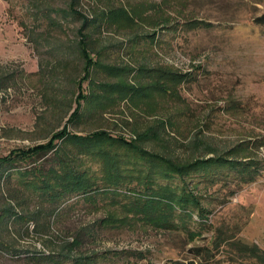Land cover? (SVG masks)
<instances>
[{
  "label": "rangeland",
  "instance_id": "1",
  "mask_svg": "<svg viewBox=\"0 0 264 264\" xmlns=\"http://www.w3.org/2000/svg\"><path fill=\"white\" fill-rule=\"evenodd\" d=\"M49 2L67 8L70 0ZM35 4L0 0V158L47 145L66 126L73 134L107 131L129 143L153 127L159 137L144 143L147 151L190 161L242 145L245 157L262 164L247 183L235 175L204 182L201 174H192L187 179L197 198L193 235L146 222L129 204L125 189L121 196L49 201L23 185L35 175L34 163L23 164L31 175L15 174L0 185V264H75L80 258H89L80 264L257 263L250 249L264 252V26L256 19L264 14V0H82L78 10L89 17L117 8L115 27L104 22L101 29L87 32L100 63L165 72L158 79L147 71L134 77L115 76L108 69L93 74L96 83L121 80L123 88L116 92L63 80L64 73L78 79L84 75L76 53L81 23L67 21L54 30L34 20L39 16ZM189 20L207 26L189 30ZM81 86L90 100L101 95L103 104L87 99L69 126ZM119 153L129 152L121 148ZM53 158L49 153L39 164L47 171ZM85 162L84 169L101 174L99 162ZM98 186H104L102 180ZM9 206L37 221L23 216L7 224L2 210ZM201 211H208V221L199 225L195 221ZM37 252L71 259L36 263L32 257Z\"/></svg>",
  "mask_w": 264,
  "mask_h": 264
},
{
  "label": "trees",
  "instance_id": "2",
  "mask_svg": "<svg viewBox=\"0 0 264 264\" xmlns=\"http://www.w3.org/2000/svg\"><path fill=\"white\" fill-rule=\"evenodd\" d=\"M29 1L36 3L34 10H36L37 15L39 14L34 20L36 22H46L54 30L62 29L63 24L67 21L78 20L81 23L80 28L77 30L79 41L76 45V53L82 63L84 75L78 79V77L75 76L74 78L70 73H64V81L70 84L77 83V87L81 80H83L82 84L85 82L95 84L96 82L92 79L93 74L97 70L104 69H108L115 76L126 74L130 77L147 71L146 73H149L150 77L156 79L165 73L162 69L144 68L143 66L139 69L128 66L113 67L100 63L94 57L87 32L89 29H101L105 25L104 22L110 23L108 24L110 27H115L112 23V16L117 11V8L103 10L95 17H89L78 10L82 0H70L67 8H55L49 0ZM256 20L257 24L264 26V14L257 17ZM185 26L189 30H201L207 25L202 21L189 20ZM26 27H29L27 22ZM156 35L157 32H154L152 37L156 38ZM54 77L57 79L58 75ZM1 82L2 79L0 78V90L3 88ZM96 84L99 88L112 92L123 88L121 80L117 83L103 82ZM78 91L79 94L75 100L76 109L69 115L67 120L69 126L76 123L82 113L83 102L87 101V99H89L88 103L103 104L101 95H94L92 96L93 99L90 100L89 96L84 95L82 86ZM130 91H135V88H130ZM62 103L64 102L62 101ZM72 111L71 106L69 113ZM157 135L158 132L155 129L153 131V127H150L146 132L134 135L136 139L129 143L123 138L112 137L107 131H96L87 136L73 134L66 126L62 132L53 135L47 145H37L28 150L15 151L5 158H0V185L7 183L15 174H19L20 177L26 174L31 175L30 172L32 171L21 168L23 164L31 162L35 165V170H33L35 171L34 178H27L22 183L32 187L34 191H39L40 195L45 196L49 201H64L66 198L79 196L85 199H92L96 194L108 193L121 196L123 193L122 189H125L126 194H123L132 198L129 204H133L132 207L136 208L139 214L141 213L145 216L146 222L151 221L159 225L163 230L181 229L187 234L193 235L191 232L192 217L195 212L198 214V209L192 203L197 202V198L193 191H189L187 179H190L193 175L201 174V178L205 182L216 181L221 175H235L241 181L247 183L249 180H254L257 177L256 173L260 172L257 170L259 168L258 164L261 165L262 163L250 158V156L245 157L246 148H242V145L235 146L233 149L219 153V155L216 153L215 156H209L214 154V151L211 150L205 158L199 157L190 159V161H182L147 151L144 148V143L149 142L151 138H158L159 136ZM121 148L123 152L126 150L129 153L125 156L120 155L119 151ZM49 153H54V158L46 171L39 164V159L47 157ZM247 158L249 162H243V159ZM87 159L100 163L102 169L100 175L84 169ZM177 179H180L181 185H176ZM100 180L104 184L103 187L98 186ZM134 183L136 185L132 188L131 186ZM9 207L2 210L4 213L3 221L5 219V221L8 220L7 224L11 218L19 220L25 217L28 219L27 222L37 221V218L34 217L35 215L30 217L19 216L16 211L12 210L13 208L11 209V206ZM203 212L201 211L197 216L196 224H202L203 220L208 221L206 220L208 219V211L205 215ZM250 251L256 256L257 263L255 264H264V252L255 246ZM37 253V255L32 257L36 263L46 260H53L54 263H58L71 259L67 255H59L62 258L57 260L52 253L48 256L46 253ZM28 255L30 256V254ZM29 256L26 255L27 258ZM85 259L89 258H80L74 263L80 264ZM167 264L198 263L194 260L186 262L170 260Z\"/></svg>",
  "mask_w": 264,
  "mask_h": 264
}]
</instances>
